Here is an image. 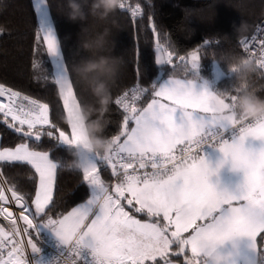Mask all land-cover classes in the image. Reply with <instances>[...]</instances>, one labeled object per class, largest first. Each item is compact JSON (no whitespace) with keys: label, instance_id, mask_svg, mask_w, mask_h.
I'll use <instances>...</instances> for the list:
<instances>
[{"label":"snow or ice","instance_id":"6c2138e0","mask_svg":"<svg viewBox=\"0 0 264 264\" xmlns=\"http://www.w3.org/2000/svg\"><path fill=\"white\" fill-rule=\"evenodd\" d=\"M33 6L43 34L37 40L42 39L51 57L52 75L70 115L79 101L48 4L33 0ZM132 13H142L139 4ZM151 27L157 35L155 65L174 67L178 59L193 78L163 82L157 78L151 87L137 82L115 99L124 116L118 134L111 136L113 147L106 155L93 156L89 166L76 168L82 173L86 198L66 213L50 214L62 165L50 150L32 144L47 137L53 149L68 152L80 139L77 129L70 126L68 134L50 119L48 103L0 83V123L24 140L0 148V166L20 164L33 170L31 187L24 190L0 167V217L10 225L7 230L0 227V264H41L36 259L41 252V226L56 242L57 255L49 264H264V122L219 119L218 111L234 97L209 91L205 84L197 90L199 50L174 53L160 42L155 25ZM240 43L249 49L246 40ZM259 45L260 59H245L264 75V38ZM146 97L150 101L138 106ZM147 116L156 122V133L142 140L137 131ZM250 139L261 146H247L254 163L242 181L231 190L212 184L214 174L205 150ZM184 163L186 168L178 172ZM101 166L111 169L113 182L102 178ZM12 204L19 209L22 229ZM245 239L247 253L239 243L222 251L228 241Z\"/></svg>","mask_w":264,"mask_h":264},{"label":"trees","instance_id":"16d2710c","mask_svg":"<svg viewBox=\"0 0 264 264\" xmlns=\"http://www.w3.org/2000/svg\"><path fill=\"white\" fill-rule=\"evenodd\" d=\"M128 5L139 4L142 13L135 18L129 10L118 9L109 20L100 22L89 17L84 23L70 22L66 17L67 0H46L53 27L61 44V53L65 57L74 91L79 103H94V97L77 80L71 69L74 64L87 56L79 43L82 39L81 28L95 25L100 31L105 26L111 28L109 37L115 41L111 55L122 58L120 70L111 85L112 102L105 116L107 121L104 135L108 138L118 134L123 123V110L114 103L125 90L139 82L151 87L153 80L167 77H192L186 75L184 64L174 59L173 66L158 67L155 65L156 34L151 25L154 24L159 40L172 52L179 55L198 49L200 56V77L212 81L214 91L231 90L239 81L226 66L228 59L251 58L249 50L240 43L250 38L257 25L264 20V0H122ZM128 8V7H127ZM87 10V9H86ZM117 26L112 25V21ZM243 20L247 23L246 32H238L236 26ZM0 83L20 91L34 99L46 102L50 106L51 120L66 132L70 126L65 123L67 116L63 100L59 95V86L55 84L51 57L39 32L36 10L33 0H0ZM205 41H208L205 44ZM221 69L219 78L214 75V63ZM35 65V67H33ZM247 76L250 88L258 90L264 96V75L257 68ZM151 97L144 98L139 106H145ZM3 120L0 114V121ZM43 143L36 142L32 146L38 150H50L61 163L57 173L54 193L55 207L50 213H66L86 198L82 173L73 164L71 150L60 152L52 148L47 137ZM24 140L20 135L0 123V143L2 146H15ZM3 173L18 187L28 190L31 187L29 175L33 171L27 165H2ZM101 175L106 182L112 181L111 169L101 166ZM39 222V221H38ZM0 225L6 224L0 218ZM25 225V224H24ZM35 239V233L33 232ZM182 260V258H181Z\"/></svg>","mask_w":264,"mask_h":264},{"label":"clouds","instance_id":"9594fccd","mask_svg":"<svg viewBox=\"0 0 264 264\" xmlns=\"http://www.w3.org/2000/svg\"><path fill=\"white\" fill-rule=\"evenodd\" d=\"M122 0H67L66 17L70 22L84 23L89 17L96 21L106 22L118 9ZM87 9V10H86ZM115 27L116 22L113 20ZM248 25L241 20L236 26L238 32H246ZM82 39L80 49L87 56L73 65L71 71L77 80L94 97V103L73 104L71 114L64 120L69 126L75 127L80 139L71 145L74 157L71 167L84 168L90 165L93 156L106 155L113 147L111 138L103 133L107 124L105 116L112 102L111 85L115 81L122 64V58L111 55L115 41H110L111 28L105 26L97 31L95 25L81 28ZM226 66L230 73L239 81L231 90L220 91L223 96H233L229 105L218 111V118L226 123L232 119L238 121L264 122V96L258 94V90L250 88L247 84V76L254 70L251 60L228 59ZM156 122L147 116L142 121L137 135L142 140L151 139L156 133ZM219 157L215 165L208 161L214 175L227 169L230 173L244 174L254 163L252 151L246 143L239 140L229 142L226 145L217 146ZM186 163L177 167L178 172L186 168ZM232 246L239 243L238 240L228 241Z\"/></svg>","mask_w":264,"mask_h":264},{"label":"built area","instance_id":"2783aa9c","mask_svg":"<svg viewBox=\"0 0 264 264\" xmlns=\"http://www.w3.org/2000/svg\"><path fill=\"white\" fill-rule=\"evenodd\" d=\"M122 2L125 4L124 10H126V9L129 10V14L131 15L132 18H135L136 16H138V15H133V13H132V9H134L136 7V4L135 5H128V2H125V1H122ZM262 31H264V20L257 25V28H256L255 32L253 33V35L250 38L246 39V41L249 43V49L248 50L250 51V53L252 54V56L255 60L260 59L259 39L264 38L261 35ZM253 37H256V39L253 40ZM133 86H131L127 90L130 91ZM141 101L137 102L138 106H139ZM209 150H211V149H206L205 153L208 152ZM111 182H113V178H112ZM9 195H10V193H9ZM10 207L12 208L13 214L17 219L18 227L21 229L24 228L25 227L24 222H23V220H21L19 218V209L14 204H12ZM0 218L6 224L5 229L6 230L9 229L10 228L9 222L7 220H5L3 217H0ZM0 227H2V226L0 225ZM41 240H42V243L40 245L41 252H40L39 256L36 257V259H38L41 262V264H49L51 259L55 255H57L56 242H55L54 238H51V237L43 234L42 232H41ZM27 251L30 254V251H31L30 248Z\"/></svg>","mask_w":264,"mask_h":264},{"label":"crops","instance_id":"0c3cea01","mask_svg":"<svg viewBox=\"0 0 264 264\" xmlns=\"http://www.w3.org/2000/svg\"><path fill=\"white\" fill-rule=\"evenodd\" d=\"M219 76H215V78H219ZM167 78L192 79L193 77H167ZM165 79L161 80L160 82H163ZM201 84H205L209 91L215 92L213 89V85H212L211 80L204 78V77H201V79L199 81H197V90H200ZM249 144L253 148H259L261 146L260 141L251 140V139L249 140L248 143H246V146H249ZM205 154H206L207 160L210 161L214 166L215 161L219 157V152L211 149L208 152H206ZM242 179H243V174L230 173L227 169H224L223 171H221V173L219 175H213L212 177H210V182L212 184L216 185L219 189L227 188V189L231 190L238 183H240L242 181ZM41 232L43 234L53 238L52 234L47 229H43V227H41ZM239 246H240L242 251L247 253V240L246 239L239 241ZM231 247H232V245L230 243H226L224 248L222 249V251H228L231 249Z\"/></svg>","mask_w":264,"mask_h":264},{"label":"rangeland","instance_id":"374dc122","mask_svg":"<svg viewBox=\"0 0 264 264\" xmlns=\"http://www.w3.org/2000/svg\"><path fill=\"white\" fill-rule=\"evenodd\" d=\"M47 3V2H46ZM49 17H50V19H51V16H50V13H49ZM51 21H52V19H51ZM53 24V23H52ZM54 28V27H53ZM41 35H43L42 33H41ZM53 71H54V69H53ZM221 74V69H220V67H219V64L217 63V62H215L214 63V75L215 76H219ZM71 131V130H70ZM68 134H70V132H67ZM2 147H14V146H2L1 145V143H0V148H2ZM42 227V226H41ZM41 230V229H40Z\"/></svg>","mask_w":264,"mask_h":264},{"label":"water","instance_id":"95a60500","mask_svg":"<svg viewBox=\"0 0 264 264\" xmlns=\"http://www.w3.org/2000/svg\"><path fill=\"white\" fill-rule=\"evenodd\" d=\"M156 40H157V36H156ZM154 50H155V55H156V43H155ZM158 67H162V66H158Z\"/></svg>","mask_w":264,"mask_h":264}]
</instances>
